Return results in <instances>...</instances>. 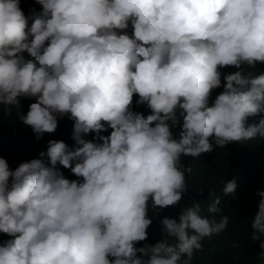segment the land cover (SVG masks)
<instances>
[{"label": "clouds", "instance_id": "obj_1", "mask_svg": "<svg viewBox=\"0 0 264 264\" xmlns=\"http://www.w3.org/2000/svg\"><path fill=\"white\" fill-rule=\"evenodd\" d=\"M35 3L26 17L21 0H0V105L11 114L33 99L18 115L36 139L67 117L75 143L49 140L14 170L0 157V233L11 237L0 264H192L229 223L197 201L159 220L155 244L136 245L148 240L149 204L177 207L188 191L182 157L264 138V72L242 70L264 64V0ZM134 96L150 114L133 110ZM236 188L233 179L223 193ZM256 195L251 239L264 249Z\"/></svg>", "mask_w": 264, "mask_h": 264}, {"label": "trees", "instance_id": "obj_2", "mask_svg": "<svg viewBox=\"0 0 264 264\" xmlns=\"http://www.w3.org/2000/svg\"><path fill=\"white\" fill-rule=\"evenodd\" d=\"M20 6L26 17H31L33 9L36 12L41 11V6L35 3V0H21ZM24 55L26 59L30 58L27 53ZM237 70L234 67H225L221 72ZM242 70L245 73L252 71L259 74L264 72V64H258L255 69L243 65ZM220 91L222 88L216 89L213 97ZM137 99L138 97L134 96L133 110L145 115L150 114L146 105H136ZM32 102L33 99L20 98V107L13 106L11 114H7L4 111L5 106L0 105V157L6 159L12 170L21 162L40 158V152L47 151L49 140L64 141L69 147H73L75 143L72 139L74 122L67 117L59 120L55 133H45L37 140L31 127L23 125L18 115L26 114ZM260 118V116L250 118L249 123L258 122ZM110 131L111 129L102 132L101 135H109ZM94 135L90 133L84 138L91 140ZM213 147L212 152L202 154L200 157H182V163L192 168V173L187 175L188 191L177 207L159 210L149 204L148 215L153 223L147 230L148 240L139 242L136 246L141 247L144 243L155 244L162 238L159 220L164 216L178 217L181 209L185 206L191 207L197 201L200 203L202 215H214L217 221L227 216L229 223L223 233L202 240V248L194 252L192 264H214V258L219 255H222L219 264H264V257L261 256L264 249L260 248V241L251 239V219L258 210L260 199L256 193L258 190L264 191V138L233 142L223 148L213 143ZM57 167L60 168L59 165ZM72 179L81 178L74 176L70 178ZM233 179L237 182L235 194L225 196L224 185ZM217 196L220 198L219 211L210 214L207 208ZM10 238L0 233V243Z\"/></svg>", "mask_w": 264, "mask_h": 264}]
</instances>
